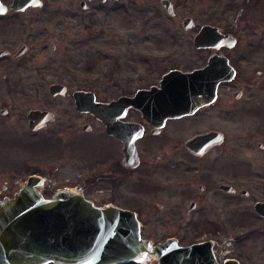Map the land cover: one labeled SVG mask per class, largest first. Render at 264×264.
I'll list each match as a JSON object with an SVG mask.
<instances>
[{
  "label": "flooded vegetation",
  "instance_id": "1",
  "mask_svg": "<svg viewBox=\"0 0 264 264\" xmlns=\"http://www.w3.org/2000/svg\"><path fill=\"white\" fill-rule=\"evenodd\" d=\"M39 1L40 7L15 9L11 7L14 0H0L4 6L0 11V82H7L5 86L0 85V210L5 211L29 180L35 179L31 188L45 200L52 199L57 192L80 197L54 200L62 205L57 211L63 212L64 219L102 214L112 220L136 222L140 240L152 249L167 240H174L177 246L182 247L210 243L217 264L234 259L221 260L222 248H215V241L211 239L203 238L187 245H182L175 236L156 242L152 239L156 237L155 231L163 229L165 223H192L195 228L201 222L211 224L212 235L219 238L220 232H225V229L219 230L212 223L229 222V206L241 207V197L249 195L241 188L240 175V100L243 91L241 86L234 89L230 85L241 77V63H248L252 55H256L258 61L254 74L258 73L260 77L264 73V0H238L237 14L230 24L224 22L221 25V18L217 25L204 24L195 33L209 25L222 34L234 37V31L241 24L243 36L235 38L234 46L217 50L199 49L207 53L205 64L185 70L172 64L177 56L146 57L147 72L138 78L136 87L132 86L134 78L129 77L115 79L111 91L118 95L113 99L98 98L92 92L96 103L89 105L94 106L95 111L81 109L83 106L73 99L75 93L88 91L84 88L54 82L45 88L33 86L25 89L13 86L7 79L8 74H4L6 63L20 64L21 58L33 51V45L39 42L40 34L35 24L31 23L29 29L23 30L26 17H35L32 12L48 0ZM71 1L83 13L104 6L115 7L127 1H141L143 6L150 4L149 0ZM210 1L217 8L227 4L222 0ZM235 1L230 0L227 9L231 8V4L235 7ZM186 2L189 0H159V5L164 14L175 21L178 8ZM64 9L68 15V7ZM247 10L253 11V14L247 15ZM89 21L71 23L70 29L81 33H69L71 40L64 41H70L74 47L82 43L84 39L81 36L95 26L93 20ZM180 23L182 30L194 28L190 16L182 18ZM250 29H254L255 33L252 34ZM18 34H23L26 41L20 47H14ZM194 36L186 44H192L194 50H198L193 45ZM49 44L51 52L58 50L59 45L53 40ZM215 55L227 59L234 75L231 80L217 85L214 97L209 101L199 96L200 103H189L186 113L166 110L175 108V103H112L123 96L132 97L138 91L159 94L162 89L160 83L168 72L200 70ZM136 57L143 59L140 55ZM167 62L169 66H166ZM54 84L62 85L64 93L52 94L51 86ZM102 88L99 93L109 89ZM42 89L47 91L45 102L16 100V96L25 95L26 91L34 95ZM231 125L236 128L231 129ZM257 147L263 150L262 144L258 143ZM242 190L247 194H242ZM6 217L5 214L0 217V264H33L19 260L22 247L16 246V240L14 246L10 238L5 240L7 225L1 221ZM22 218L25 216L18 215V219ZM240 227L241 219L238 223V264H241ZM120 264L158 263L153 256H146L140 262Z\"/></svg>",
  "mask_w": 264,
  "mask_h": 264
},
{
  "label": "rangeland",
  "instance_id": "2",
  "mask_svg": "<svg viewBox=\"0 0 264 264\" xmlns=\"http://www.w3.org/2000/svg\"><path fill=\"white\" fill-rule=\"evenodd\" d=\"M151 1V2H150ZM155 1V3L153 2ZM222 2L231 3L230 0ZM71 0H48L40 9H35L33 18L25 19V27L29 29L33 23L38 28L37 44L33 51L21 58L20 64L6 63L3 72L8 74V80L13 86L30 89L33 86L47 87L54 82H61L69 87H81L95 93L96 97L113 99L118 93L111 91L115 79L132 77V86L146 74V60L152 56H177L172 64L182 70L199 67L205 64L207 53L194 50L192 44H186L192 39L198 28L204 24L217 25L222 18L230 24L237 14L238 0L235 7L227 9L226 5L214 7L210 0H189L178 8L176 20H170L159 5V0L144 2H126L115 7L104 6L93 12L83 13ZM68 7L66 15L64 8ZM30 13V12H28ZM91 13V14H90ZM253 11L247 10V15ZM26 16V15H25ZM190 16L194 28L182 30L180 20ZM95 26L87 29L84 41L72 46L69 33L71 23L90 22ZM60 23V24H57ZM241 24L234 31V38L241 39L243 29ZM22 30V31H23ZM257 30V29H256ZM252 34L255 30H249ZM64 39H67L64 41ZM14 47H20L26 38L18 36L14 39ZM13 40V41H14ZM50 40L59 45L56 52L50 51ZM41 43L46 45L42 47ZM142 56V58L136 56ZM257 56L252 55L248 63H241V77L235 79L230 87L243 91L241 98V188L249 192L247 198L241 197V207L229 206V222L212 223L217 225L219 238L213 236L211 224L201 222L195 228L192 223H165L164 228L155 231L153 241H159L169 236H175L182 245H187L201 239L215 241V248H222L221 260L234 258L238 260L239 240L238 223L241 219V264H264V221L253 211L255 201L264 200V73H255ZM168 62H167V65ZM8 67V68H7ZM1 72V74H3ZM0 85H7L1 83ZM102 87L108 91L99 93ZM47 91L42 89L32 95L16 96L19 102H45ZM34 96V99L31 97ZM48 101V100H46ZM65 101V100H61ZM233 124L234 122L231 121ZM236 126L231 125V129ZM263 145V150L257 144ZM179 225V226H175Z\"/></svg>",
  "mask_w": 264,
  "mask_h": 264
},
{
  "label": "water",
  "instance_id": "3",
  "mask_svg": "<svg viewBox=\"0 0 264 264\" xmlns=\"http://www.w3.org/2000/svg\"><path fill=\"white\" fill-rule=\"evenodd\" d=\"M39 0H14L11 7L24 9L28 6L40 7ZM4 7L0 3V11ZM186 27V25H185ZM194 47L199 49L232 47L235 38L230 34H222L215 27L205 25L194 36ZM23 50V49H22ZM234 75L227 59L223 56H212L202 69L183 73L171 71L162 81V89L158 93L138 91L132 97H120L112 103L133 104L145 101L175 103L180 114L188 111L189 103L209 101L214 97L217 85L229 81ZM63 86L54 84L51 93H64ZM202 96V100H199ZM95 95L90 91L74 94V100L81 104V109L95 111L89 104L96 103ZM195 98L196 100H193ZM35 179H30L25 188L9 203L5 211L0 210V217L7 216L5 222V240L11 239L14 246L22 247L21 262L55 264H120L131 261L140 262L146 256H153L158 264H217L210 243L193 244L188 247L177 246L174 240H167L152 249L148 243L140 240L138 224L130 221L112 220L92 213L85 218L64 219L62 207L54 200L80 198L67 192H57L50 200H45L37 190L32 189ZM242 194L247 191L242 190ZM22 201L20 204L19 202ZM24 203V204H23ZM253 210L264 219V201L254 203ZM18 210V212H17ZM25 218L18 219V215ZM8 215H13L9 217ZM16 215V216H14ZM109 218V219H108ZM12 236H15L12 237ZM14 238V239H13ZM224 264H238L236 260H227Z\"/></svg>",
  "mask_w": 264,
  "mask_h": 264
}]
</instances>
